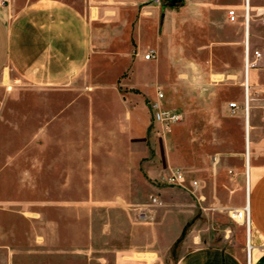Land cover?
<instances>
[{
    "label": "rangeland",
    "instance_id": "obj_1",
    "mask_svg": "<svg viewBox=\"0 0 264 264\" xmlns=\"http://www.w3.org/2000/svg\"><path fill=\"white\" fill-rule=\"evenodd\" d=\"M65 1L78 7L87 3L90 21L95 26H104L107 32L102 36V41L108 42L107 50H103L100 62L114 63L116 50L109 47L115 44L110 46V42L122 38L126 32L121 35L123 25L114 17L113 8L100 9L99 13L106 12L98 16L97 4L102 2ZM259 4H264V0H250V6ZM253 25L250 50L257 49L264 57V24ZM235 36L237 41L238 34ZM180 39L173 44L178 48L170 50L172 58L178 61L175 69L181 74L180 81L174 82L171 90L158 83L165 94L163 107L186 114L183 122L171 125L170 131L174 128V132L169 131L165 140L152 122L149 106L154 96L143 99L145 110L142 99H138L137 134L131 145L125 130H116L124 120L113 111L117 103L114 97H92L94 114L87 118L86 107L82 105L65 113L60 111L62 101L51 99L47 108L32 88L12 82L7 73L0 77V264H178L184 252L198 247V219L202 211L198 208V190L190 194L169 186L165 173L174 147L175 151L184 149L187 154L183 158L196 164L195 171H186L187 177L198 179V125L204 124L209 129L211 118L223 117L216 109L223 105V99L215 98L210 91L213 82L207 63L209 54L198 49V36L194 41L184 33ZM239 47L243 60L244 47L241 44ZM138 53L141 56L144 52L135 50L133 57ZM163 57L161 49L159 71ZM235 58L236 51H220L216 63L220 65L222 60L231 63ZM157 67L154 64L155 72ZM98 78L97 72L91 78L85 74L74 87L86 96L100 89L113 95L115 91L130 89L120 81L111 84ZM148 92L154 94V88L150 86ZM201 107H207L208 113L198 112ZM146 119L147 128L143 131ZM52 120L59 125L58 129L49 128L44 136L59 137L60 142L36 146L32 139L38 128ZM86 120L93 123V129L88 132L86 143L75 145L78 153H73L67 145L68 133L76 141L81 139ZM67 124L74 128L68 131ZM179 127L187 130L175 131ZM203 150L211 152L208 144ZM150 195L160 197L163 204L150 207L152 218L143 222L135 209L148 205ZM202 202L209 208L202 216L203 224L209 225L212 219L227 215L217 216L211 211L215 202L211 196H205Z\"/></svg>",
    "mask_w": 264,
    "mask_h": 264
},
{
    "label": "crops",
    "instance_id": "obj_2",
    "mask_svg": "<svg viewBox=\"0 0 264 264\" xmlns=\"http://www.w3.org/2000/svg\"><path fill=\"white\" fill-rule=\"evenodd\" d=\"M97 1L102 2L97 4L98 16H104L106 12L101 14L100 9L113 8L114 17L123 25L121 35L126 32L122 38L110 42V46L115 44L109 47L116 50L114 63L100 62L102 53L107 50L108 42L102 41L107 32H104V26H95L90 21L87 3L78 7L65 0H5L3 5L0 4V77L7 73L12 82L32 88L47 108L51 106V99H57L59 103L62 101L60 111L65 113L82 105L86 107L87 118L94 114L92 97H114L117 103L113 111L120 113L124 120V124H119L116 130H125L132 145L137 134L138 99H142L145 110L143 99L154 96L151 100L155 101L157 91L165 95L159 83L171 90L173 83L180 81L181 74L175 69L178 61L172 58L170 50L178 48L173 44L181 40L184 33L194 41L198 36V49L209 54L207 63L212 69L210 79L213 82L210 91L215 98L223 99V105L216 108L217 114L223 117L211 118L209 129L204 124L198 125V179L187 177L186 171H195L196 164L183 158V154H187L184 149L175 151L173 147L172 161L168 155L171 164L165 175L169 169L179 168L187 180L200 183L198 208L202 211L199 215L201 219H198V247L184 252L178 264H246L248 245L249 264H264V57L261 55L255 66L248 70V120L245 123L242 110L245 78L239 44L244 47L242 12L246 0H160V5H155L153 0ZM108 2L114 4H106ZM247 6L249 40L253 24H264V4L250 6V0H247ZM231 9L237 16L234 23L229 22L227 16V11ZM161 49L165 57L159 71L157 63ZM135 50L144 53L152 50L154 58L145 61L142 59L144 53L141 56L138 53L139 57L134 58ZM228 50L236 51L235 61L216 63L219 52ZM153 63L157 67L156 72ZM94 72H97L98 80L111 84L120 81L130 89L122 93L115 91V95L107 89H100L95 93L91 91L85 99L87 96L77 91L74 83L85 74L91 78ZM150 86L154 88L155 95L148 92ZM99 103L104 105L102 101ZM229 103L237 105L233 114L228 108ZM199 109L201 113L208 110L207 107ZM170 110L182 113L184 120V111ZM58 126L54 120L43 123L32 139L34 144L58 145L61 138L44 136L49 128L58 129ZM71 128L74 127L67 124V130ZM146 128L147 119L143 121L142 130ZM91 129L93 123L86 120L83 124L85 133L78 141L69 131L67 145L72 147L73 153H78L75 145L87 142ZM181 130L187 128L175 129ZM207 144L210 153L203 150ZM205 196L215 200L211 211L217 216L227 214L223 218L212 219L209 225L202 223L204 211L209 210L202 202ZM245 204L249 210L247 229L244 224L229 217L230 210H240Z\"/></svg>",
    "mask_w": 264,
    "mask_h": 264
},
{
    "label": "built area",
    "instance_id": "obj_3",
    "mask_svg": "<svg viewBox=\"0 0 264 264\" xmlns=\"http://www.w3.org/2000/svg\"><path fill=\"white\" fill-rule=\"evenodd\" d=\"M5 0H0V4L3 5ZM155 5H160V0H153ZM228 20L231 23L237 21V16L234 10L227 11ZM243 24L245 29L244 35V50H243V68L247 72L250 68L254 67L258 59L261 57V52L257 49L250 50L249 40H248V28H249V11L247 6V0L245 1V8L243 13ZM154 58V53L152 50L146 51L142 55V59L149 61ZM243 115L245 118V123L248 120V84L245 77L244 88H243ZM164 96L161 91H157L155 101L150 103V110L152 111V122L159 127L158 134L164 140L167 133L170 131L172 124L179 123L183 120L182 113L174 112L165 109L162 105ZM228 108L231 110V114L237 109L236 103H229ZM165 182L169 186L177 187L181 190L189 192L190 194H195L198 190L200 183L197 180H187L185 173L179 168H171L165 175ZM163 202L157 195L149 196V203L145 207L136 208L137 217L140 221L149 222L151 220V214L149 213L150 207H160ZM231 219L239 221L248 228L249 223V210L244 206L240 210L232 209L229 212ZM246 264H249V250L246 248Z\"/></svg>",
    "mask_w": 264,
    "mask_h": 264
},
{
    "label": "bare ground",
    "instance_id": "obj_4",
    "mask_svg": "<svg viewBox=\"0 0 264 264\" xmlns=\"http://www.w3.org/2000/svg\"><path fill=\"white\" fill-rule=\"evenodd\" d=\"M245 77L248 78V71L245 72V70H244V78H245ZM246 158H248V151H247V153H246ZM245 206H246V208H248V205H247V204H245ZM248 248H249V249H248ZM247 249H248L249 252H250V246H249V245H248ZM249 254H250V253H249ZM249 258H250V256H249Z\"/></svg>",
    "mask_w": 264,
    "mask_h": 264
}]
</instances>
